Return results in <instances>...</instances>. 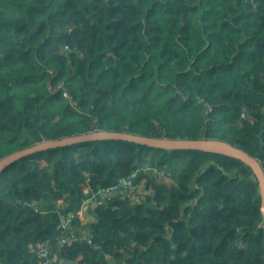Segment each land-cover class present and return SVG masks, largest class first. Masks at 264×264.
Instances as JSON below:
<instances>
[{
    "label": "trees",
    "instance_id": "obj_1",
    "mask_svg": "<svg viewBox=\"0 0 264 264\" xmlns=\"http://www.w3.org/2000/svg\"><path fill=\"white\" fill-rule=\"evenodd\" d=\"M97 131L219 140L264 170V0H0V160ZM130 177L139 196L98 197L84 224ZM59 212L76 264H264L259 185L233 157L113 140L24 156L0 173V264H39Z\"/></svg>",
    "mask_w": 264,
    "mask_h": 264
},
{
    "label": "water",
    "instance_id": "obj_2",
    "mask_svg": "<svg viewBox=\"0 0 264 264\" xmlns=\"http://www.w3.org/2000/svg\"><path fill=\"white\" fill-rule=\"evenodd\" d=\"M124 141L135 143L137 145L148 146L151 148L164 149L167 151L191 150L201 151L213 154L225 155L239 159L247 164L253 171L258 182L261 195V210L264 214V170L256 158L252 157L247 152L239 149L230 143L209 140V139H166V138H152L132 135L128 133L97 131L89 134L77 135L69 138H63L53 141H45L38 143L32 147L10 154L9 156L0 160V173L11 163L20 158L33 154L35 152L56 149L60 147L78 145L84 142L93 141Z\"/></svg>",
    "mask_w": 264,
    "mask_h": 264
},
{
    "label": "built area",
    "instance_id": "obj_3",
    "mask_svg": "<svg viewBox=\"0 0 264 264\" xmlns=\"http://www.w3.org/2000/svg\"><path fill=\"white\" fill-rule=\"evenodd\" d=\"M117 190H119L124 195V197H130L132 199H135L137 196H139L138 193L141 190V187L139 188V190H136V186L133 184V179L132 177H130L121 181L119 186L115 188L99 190L92 198H90L84 203L81 211L79 212V216L82 218L87 217V214L85 213L86 210H88L89 207L94 208L99 204L98 197L110 195L112 192ZM59 213L61 219L60 228L62 230L60 242L56 247H53L49 243H47L38 251L37 259L39 264H76L74 260L64 258L62 251L65 245L71 242H76L78 240L77 236L75 235V232L69 226L71 221L75 218V215H64L61 212ZM82 239L90 241V239H88V235L82 236Z\"/></svg>",
    "mask_w": 264,
    "mask_h": 264
},
{
    "label": "rangeland",
    "instance_id": "obj_4",
    "mask_svg": "<svg viewBox=\"0 0 264 264\" xmlns=\"http://www.w3.org/2000/svg\"><path fill=\"white\" fill-rule=\"evenodd\" d=\"M151 168L148 166V168H147V170L150 172L151 170H150ZM158 181H161V182H163V183H167V184H169V185H171V183L173 182L172 180H171V178L170 177H167V176H161L160 178H158L157 179ZM142 184H144V182H142ZM141 188H142V185H141Z\"/></svg>",
    "mask_w": 264,
    "mask_h": 264
},
{
    "label": "crops",
    "instance_id": "obj_5",
    "mask_svg": "<svg viewBox=\"0 0 264 264\" xmlns=\"http://www.w3.org/2000/svg\"><path fill=\"white\" fill-rule=\"evenodd\" d=\"M94 221H95V218L92 217V216H90V217H88V219L86 220V222H85L84 224H91V223H93Z\"/></svg>",
    "mask_w": 264,
    "mask_h": 264
}]
</instances>
